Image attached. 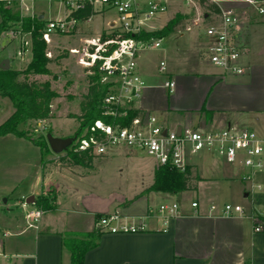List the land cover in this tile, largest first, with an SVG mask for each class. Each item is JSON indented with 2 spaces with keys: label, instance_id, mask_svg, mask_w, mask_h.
Here are the masks:
<instances>
[{
  "label": "crops",
  "instance_id": "1",
  "mask_svg": "<svg viewBox=\"0 0 264 264\" xmlns=\"http://www.w3.org/2000/svg\"><path fill=\"white\" fill-rule=\"evenodd\" d=\"M234 6L244 5L234 2ZM67 13L66 10L64 16ZM38 17L44 19L42 14ZM99 30L92 32L95 35ZM194 35L205 48L204 37ZM192 37L181 42L183 51L163 44L156 54L145 51L138 56L136 69L145 86L131 108L156 116L168 128L233 126L251 129L264 140V18L249 15L243 25L244 50L237 59L243 68L241 74L227 73L210 64L207 57L197 55L190 41ZM59 41L66 42L51 37L52 43ZM2 59H8L9 67L19 69L13 67L8 55L0 56ZM160 61L165 63L163 71ZM165 81L174 83L172 92L164 86ZM204 110L210 114L206 115ZM117 151L113 148L96 159L112 157ZM122 151L127 156L135 153ZM52 153L46 152L45 160L40 156L41 166L35 171L31 185L38 192L29 193L33 197L40 193L48 195L47 189L51 187L53 192L48 197L54 198V208L42 210L37 222L28 226L25 214L36 206L25 202L26 195L14 197L13 205L19 209L9 217L10 225H0V264H67L70 255L62 247L61 234L93 230L97 213L116 214L117 224L139 223L144 228L136 232H104L98 245L86 252L83 264H264V231L254 232L249 216L264 205V170L250 174L241 161H236L233 167L221 168L215 156L200 154L190 160V170L195 171L196 175H192L198 180L196 189L190 190L196 191L197 198L188 205L173 199L185 191L172 194L149 191L133 198L152 183L155 168L152 159L145 182L128 196L89 190L67 199L63 196V180L88 179L95 175L96 166L93 163L92 168L61 166L56 158L63 152ZM252 183L260 189L253 188ZM220 195H228L230 203L242 205L244 215H223ZM193 201L197 202L196 207L191 206ZM166 202L178 204V214L167 226L157 212V207ZM212 204L214 210L209 209Z\"/></svg>",
  "mask_w": 264,
  "mask_h": 264
},
{
  "label": "built area",
  "instance_id": "2",
  "mask_svg": "<svg viewBox=\"0 0 264 264\" xmlns=\"http://www.w3.org/2000/svg\"><path fill=\"white\" fill-rule=\"evenodd\" d=\"M67 11L76 9L83 1L92 5L96 12L113 10L115 18L108 22L109 28H116L113 38H81L84 44L80 62L84 67L97 66L102 74L101 81L111 85L101 99L104 115L126 116V110L136 99L144 81L136 69V59L145 51L159 49L163 37L149 36L135 37L148 29V20L155 14L167 9L169 3L175 2L177 7L193 9L195 15L177 33L183 37L186 32L194 28L203 33L206 40L205 55L213 66L230 74H241L243 68L237 59L244 50L241 31L249 15L264 18V0H63ZM234 2L242 3L243 7H235ZM214 4L218 11L206 8L207 4ZM228 3V5H221ZM27 10V9H25ZM177 13V12H176ZM179 13V12H178ZM90 17L85 20L89 21ZM80 21L63 18L45 21L41 29L42 39L48 43L53 33L71 32ZM157 30V29H155ZM11 36L18 39L15 51L17 57L30 54V33L21 27L11 31ZM123 34L125 36H123ZM28 36V37H26ZM110 47H113L110 49ZM77 54L79 50L70 49ZM160 70L165 69V63L160 61ZM107 79L111 81H106ZM174 83L165 81L164 86L172 92ZM132 109V108H131ZM44 121V120H40ZM75 150L86 151L91 156H104L113 148H123L128 153L140 150L153 158L155 167L169 165L179 171L190 167V160L200 154L220 158L229 165L236 161L250 169V174L264 170V140L248 128L225 126L218 129H208L201 126L181 125L177 128H168L158 118L151 114L138 113L131 117L126 124L106 123L100 119L75 135L71 143ZM250 176V175H249ZM251 180V177H247ZM251 186L260 189L258 184ZM192 207L197 202H191ZM210 210L215 205L209 206ZM162 224L167 226L170 219L178 214L176 202L162 203L157 207ZM221 212L225 216H243L245 211L242 205L234 203L221 204ZM42 209L35 207L26 212L28 226H33L42 214ZM253 221L254 232L264 231V205L249 214ZM116 214L102 216L95 221V228L103 232H136L144 228V224H117Z\"/></svg>",
  "mask_w": 264,
  "mask_h": 264
},
{
  "label": "rangeland",
  "instance_id": "3",
  "mask_svg": "<svg viewBox=\"0 0 264 264\" xmlns=\"http://www.w3.org/2000/svg\"><path fill=\"white\" fill-rule=\"evenodd\" d=\"M0 5L17 9L22 16L30 15L35 20L41 19L40 22L42 24L45 21L44 19L65 17L64 13L67 10V6H65L63 0H0ZM103 12L100 11L94 14L87 22L80 21L71 32L63 34L53 33L50 36V41L48 43L45 42L44 54L49 60L47 68L50 72L44 75L29 76V79L49 81L50 87L59 96L51 102V118L48 120L49 122L29 121L22 127L27 131L28 135L33 137L42 136L45 139V134L50 132L53 136L58 134L61 137H65L72 136L77 129V119L69 115L80 113V101L83 94L86 93L88 85L86 78L87 71L80 62L83 53L82 48L84 46V44L80 43V40L81 38H92L94 41L97 38H113L117 31L116 28L108 27V22L113 21L115 18L114 11L107 10ZM176 12L181 13L182 17L171 30L163 31L162 45L173 46L177 50L183 51L181 42L193 35L190 40L192 41V46H194L197 55L205 58V48L199 44L194 35L203 37V33L200 31L201 29L194 28L191 32H186L183 37L177 36L178 31L182 30L186 23H190L194 17L195 11L193 9L180 8L177 7L175 2H171L165 11L155 14L148 20V25H150L148 29L155 30L166 27L168 21L176 17ZM38 14H42L44 19L39 18ZM102 22L104 24L101 26ZM105 22L107 23L105 24ZM19 28L20 25L18 22L8 20L5 23L0 32V56L8 55L13 67L22 70L29 62L30 54L28 53V55L17 57L15 51L18 45V39L13 38L10 34L11 31ZM98 29L100 30L94 35L93 32ZM51 37L66 42L59 41L58 43H52ZM48 45L49 48L47 47ZM75 48L79 52L77 54L71 53L70 49ZM157 51V49L149 50L153 54H156ZM100 77L102 79L101 73ZM106 81L111 80L107 79ZM12 110L13 108L9 99L0 96V122L7 118ZM82 131H85V129ZM114 149L118 151L112 157H102L99 159H96L97 156L93 157L92 163L96 166L94 176L88 179L63 180L65 183L63 191L64 198L68 199L73 194H81L89 190L114 191L128 196L134 190L138 189L148 177L153 165V158L140 150H135V153L127 156L122 153L123 148ZM39 151L40 149L38 147L24 137H18L13 134H6L0 137V225H10L9 217L18 211L19 208L13 205L14 197L18 198L21 195L30 196L32 194L29 192L32 190H34V194L38 192V189H33L31 185L35 171L39 170V166H41V163H39L40 156H42L43 160L47 156L45 152ZM46 152L54 155L51 150ZM56 159L59 160V158ZM215 162L221 168L233 167L218 157H216ZM191 173L196 175L193 170ZM195 183L196 180H193L192 184ZM52 192V188L49 187L46 193L51 195ZM39 195L43 196L42 193ZM6 198H8V201H5ZM26 198L24 197V200ZM196 198V191L190 190L185 191L182 195L177 194L173 197V199L179 202L181 201L186 205L189 204L190 200ZM218 201L220 205L232 202L228 195H220Z\"/></svg>",
  "mask_w": 264,
  "mask_h": 264
},
{
  "label": "trees",
  "instance_id": "4",
  "mask_svg": "<svg viewBox=\"0 0 264 264\" xmlns=\"http://www.w3.org/2000/svg\"><path fill=\"white\" fill-rule=\"evenodd\" d=\"M206 8L214 12L218 11V7L214 4H207ZM95 14L92 5L87 1L81 2L76 9L70 10L66 14L67 19H75L85 21ZM176 17L169 20L166 27L153 31H144L134 34L135 37L147 38L149 36L163 37V31H169L177 24L182 17L181 13H175ZM10 21L18 22L21 29L30 33L31 49L30 60L26 67L22 70L0 68V96L7 97L12 105V112L7 118L0 122V137L6 134H13L18 137H24L37 146L41 152L50 150L46 139L42 136L33 137L27 134L22 127L29 121H40L51 118V102L59 96V94L50 87L49 81H36L29 79V76L44 75L50 71L47 68L49 60L44 54L45 41L41 37V29L44 26L40 22L41 19L31 18L29 15L22 16L17 9L12 7H4L0 5V32L5 23ZM123 36H125L123 34ZM113 47H110L112 49ZM87 71V91L83 94L80 101V113L69 115L75 117L78 121V127L72 136L78 135L83 129L87 128L94 120L100 119L106 123L126 124L129 119L138 113L136 109H127L126 116L104 115L101 107V99L108 91L111 83L102 82L100 71L97 66L85 67ZM21 76V78H19ZM206 115L210 112L204 110ZM50 133V132H48ZM91 156L86 151L75 150L70 145L59 157L61 166H80L83 168H92ZM198 178L192 175L190 167H186L183 171L177 170L169 165H161L155 167L153 171L152 183L135 195L133 198L149 191H160L177 193L189 190H195L196 184L192 181ZM54 198L48 195L37 196L34 198V205L43 211L54 208ZM127 201L126 203H128ZM106 216L105 214H95V220ZM104 232L99 228L91 231H65L61 234V244L64 249L69 252V262L67 264H83L86 252L99 243L100 237Z\"/></svg>",
  "mask_w": 264,
  "mask_h": 264
},
{
  "label": "water",
  "instance_id": "5",
  "mask_svg": "<svg viewBox=\"0 0 264 264\" xmlns=\"http://www.w3.org/2000/svg\"><path fill=\"white\" fill-rule=\"evenodd\" d=\"M8 59H2L0 60V68L1 69H8L9 63ZM180 132V127L177 128V133ZM75 138L74 136H65V137H55L51 133L45 134V139L48 144L49 149L54 153H61L65 151L73 142ZM25 202L27 204L34 203V197L32 195L28 196L25 199Z\"/></svg>",
  "mask_w": 264,
  "mask_h": 264
}]
</instances>
